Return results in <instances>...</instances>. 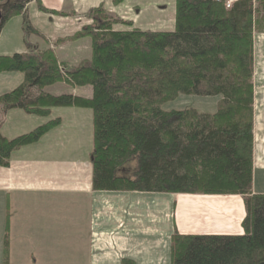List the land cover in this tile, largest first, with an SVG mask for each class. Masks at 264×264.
<instances>
[{"label": "trees", "instance_id": "16d2710c", "mask_svg": "<svg viewBox=\"0 0 264 264\" xmlns=\"http://www.w3.org/2000/svg\"><path fill=\"white\" fill-rule=\"evenodd\" d=\"M29 1L0 0L2 24L21 15L25 36L37 34L25 14ZM34 1L40 11L55 12ZM174 3L171 30H116L115 24L132 23L102 5L89 9L92 22L66 39L90 40V57L74 66L59 67L53 51L27 41V52L0 56V72L23 74L17 86L0 94V125L13 108L37 116H48L52 107L90 109L93 190L243 197V234L175 231L170 264L264 262V193H252L254 29L263 24L264 0ZM55 83L87 87L90 95L44 91ZM181 97L188 102L176 104ZM57 123L50 120L13 139L0 133V166Z\"/></svg>", "mask_w": 264, "mask_h": 264}, {"label": "crops", "instance_id": "0c3cea01", "mask_svg": "<svg viewBox=\"0 0 264 264\" xmlns=\"http://www.w3.org/2000/svg\"><path fill=\"white\" fill-rule=\"evenodd\" d=\"M41 2L45 7L57 11L65 6L63 0H41ZM80 2L84 7V12H87L102 0H81ZM25 12L31 26L43 34L45 40L38 37L33 39L32 34L25 36L21 16H14L0 27V56L27 52L25 41L34 45L39 51L47 50L56 37H69L89 23L88 18L85 17H78L79 19L75 20L68 17L66 19L70 20L68 21L70 27L64 32H58L57 25L52 22L55 20L53 16L39 12L34 0L26 4ZM261 38L259 53L264 51V37ZM62 44H56V46ZM65 44H68V48L70 47L66 55L58 47L53 49L59 63L67 62L68 66H74L82 59H86L88 53L90 56L91 48L88 37L69 40ZM262 47L263 50H261ZM81 52L85 56L78 54ZM257 75L254 105L253 184L259 175L261 179H264V73L259 71ZM22 78L21 72H0V94L17 86ZM55 84L44 87V91L53 95L72 93L79 96V93L75 94V92L84 88L75 87L77 88L75 90L73 87L66 91L50 90L49 88ZM69 108L73 109V107ZM55 109L57 110L56 117L63 114L61 117L63 121L70 119V116H78L75 121H78L79 132L75 133L73 138V134L64 138L75 139L76 146H79L78 143L82 139V127L87 122L84 119H87V115L88 124L91 125V111L85 108H80L79 112L68 111V107H55ZM51 114L52 111L49 115ZM48 117L41 120L40 116L25 113L21 109H9L3 114L0 133L6 139H13L53 118ZM11 125L25 126L19 130L17 127L9 130ZM89 131L91 134V126ZM51 141L47 133L37 142L24 145L21 150H18L19 148L14 150L10 155L8 165L0 166V264H5V258L8 263V255L9 258L11 255H19L20 260H22L20 255H26L25 258L29 255L35 259L30 264H39L38 255H62L64 253L76 254L80 258H85V264H120L123 259L131 260L134 264H159V259H164V264H170L169 244L173 231L181 234L227 235H240L244 232L241 226V220L244 217L242 209L244 203L235 195L219 197L215 195L196 196V194H160L171 197L158 201L159 208L164 215L171 214L172 210L173 222L171 224L160 222L159 226L155 223L151 225L146 223L149 231L142 233L140 229L145 227L143 221L141 227L137 226L134 221L138 212L135 208V198L139 192L93 190L91 168L89 167L87 172L85 167H72V162L70 164L65 161L64 155L67 153L72 155V151H75L66 142L60 145L61 147H55L56 152L51 153L53 151L51 146L45 144ZM54 141L56 142V139ZM73 171H75V176H73ZM82 173L86 174L85 180H80ZM66 174L70 176L62 179L61 176ZM174 198H177L180 205ZM173 199L174 208H171ZM120 221L123 223L122 228L118 226ZM152 228L155 230L153 231ZM115 229H120L118 231L121 233L118 239L121 255L111 259L96 256L91 261L93 254L101 253L99 250L91 249L92 234L96 232L103 238L104 234ZM73 237L78 238L75 241L77 245L73 244ZM9 264L17 263L10 260Z\"/></svg>", "mask_w": 264, "mask_h": 264}, {"label": "rangeland", "instance_id": "374dc122", "mask_svg": "<svg viewBox=\"0 0 264 264\" xmlns=\"http://www.w3.org/2000/svg\"><path fill=\"white\" fill-rule=\"evenodd\" d=\"M39 1H40L41 5L45 8V10L48 9L51 11H55L54 13H52L50 11H48V12H44L42 10L40 11L38 9L37 3L35 2L36 8L39 10V12L46 13V14L53 16V19H55V20H53V21L51 20V21L57 25V31L58 32H64L70 27L69 22H68L70 20L66 19L68 17L72 20H75L78 17L88 18V17H86L87 12H84V7H83L82 3L80 2L81 0H63L65 6L63 9H61L59 11L49 9V8L44 6V4L41 2V0H39ZM101 5L105 8V10H107L111 14H113V15H115V16L123 19V20H128L132 23L131 26L115 24V25H113V28L116 30L130 29L133 27H137V28H140L143 30H148V29L149 30H171L173 28L174 10H175L174 0H121L118 3H114L113 0H102V2L99 3L96 7L101 6ZM25 14H26V12H25ZM15 16H17V15H15ZM26 16H27V14H26ZM21 18H22V16H21ZM27 18H28V16H27ZM21 20H22V28H23V18ZM28 21L30 22L29 18H28ZM88 21H89L88 24H90L92 22L89 18H88ZM262 21H263V24L262 25L258 24L254 29V36H256L255 40L257 43V45H255L256 75L259 71H262L264 73V51L259 53V35L260 36L262 35L264 37V19H262ZM31 36L33 39H36V37H38L40 39L45 40V37L40 32H38L37 34L32 33ZM56 38L54 39V43H51L50 40H48L51 43L49 45L50 46L49 49L52 48L50 50L54 51L53 49L58 47L60 49V51L63 52V54L65 53L64 55H66V53H68L67 51H69V49H70V47L68 48V44H65V42L69 41V40H66V39H68V37L57 38V39ZM59 39H62L63 42L57 43L58 42L57 40H59ZM62 43H64V44H62ZM56 44L57 45L62 44V45L56 46ZM31 46H32V44H31ZM78 48H80V47H78ZM49 49H47V50H49ZM261 50H263V47L261 48ZM78 54L80 56L84 55L83 52H81V54L80 53H78ZM87 56L88 57H86V59H88L90 57L89 53L87 54ZM76 57H78V56H76ZM66 63L67 62H64L63 64H61L58 62V66L63 67V65H67ZM13 72H17V71H13ZM256 81H257V77H256ZM77 88H79V87H77ZM77 88H75V90H77ZM49 89L52 91H55V90L66 91L68 89L69 90L73 89V87L71 85L68 86V84H64V83L62 84L61 83V84H55V86H52ZM77 93H79V96H83V97L84 96L88 97L90 95L89 88H85V87L82 89H78V91H76L75 94H77ZM194 99L196 100V102H200V100L202 98H198V99L194 98ZM186 102H188L186 100V98L181 97L177 101L176 104L183 105ZM80 108L81 107H73V109L71 110V108L68 107V111L79 112V111H81ZM16 109H18V108H16ZM51 109H50V111H52V114L48 115V116L53 117L52 120L56 119L58 123L55 126H53L49 131H47L45 133V134L48 133V135L50 136V139L52 140L49 143L45 142V144L51 146V150H53V151H51V153H55L56 152L55 147L56 148L58 146L61 147L60 145H62L64 142H66V144H68L69 146H72V149H74L75 151H72V155H69L68 153L65 154L64 155L65 161L67 163H70V164L72 162V167H75V166L85 167V169L88 172L89 167L91 168L90 153L92 152V149H93L92 121H91V125H90L91 126V134H90V131H89L90 126L88 124L89 123L88 115H87V119L86 118L84 119L87 122H86V124H83L84 127H82V131H81V133H82L81 138L82 139L78 143L80 145L76 146L77 142L74 141L75 139H65L64 137L68 136L69 134H73L72 135V138H73L75 136V133L79 132L80 129L78 127V121H75L76 118H78V116H75V117L70 116V119H66L65 121H63V120H61V117H63V114L60 115V117H56L57 116L56 115L57 110L55 109V107H52ZM85 109H88V108H85ZM64 111L66 113V109ZM91 113H92V111H91ZM48 116H40V117L42 120V119H47ZM43 117H46V118H43ZM51 117H48V118H51ZM64 118H66V117L64 116ZM39 120H40V118H39ZM22 126H25V125H11L9 127V130H13V129H15V127H17V130H19V129H21ZM45 134H43V135H45ZM56 135H57V137L55 138ZM54 139H56V142L54 141ZM62 139H63V141H61ZM23 147H20L18 150H21V148H23ZM57 156H59V155H57ZM57 158H59V157H57ZM9 160H10V157L8 159V162H9ZM13 161L16 162L15 160H13ZM65 166H67V165H65ZM3 167H5V166H3ZM68 176H70V175L66 174V175L61 176V178L63 179V177H68ZM73 176H75V171H73ZM73 176L71 175V178H73ZM85 177H86V174L82 173L80 180H85ZM87 177H88V175H87ZM259 192H264V179H261L260 175H259V177H257L255 184H253V186H252V193H259ZM160 194L168 195L166 193H139V194H136L135 201H136L137 206L135 205V208H136V212L137 211L138 212L136 213V215L134 217V221H135L136 225L140 226V227L142 226V221H143L145 227L143 228L144 230L140 229V230H142V233H143V231H149L146 228V223H148L149 225L155 223V225L159 226L160 222L162 224L163 223H166V224L170 223L171 224L173 222L172 210L170 211L171 214L166 213L165 214L166 216H165L162 213V210L159 208V201H158L159 199H163L165 197H167V198H171V197L170 196H163ZM195 194H196V196L206 195V194H202V193H195ZM215 196L223 197V196H228V194H219V195H215ZM235 196L238 197L237 199L240 198L243 201V197L241 195H235ZM174 199L176 200L177 198H174ZM174 199L172 200L171 208L172 207L174 208V205H173ZM177 203L180 205L179 201H177ZM242 209H243V215H245V207L243 206ZM165 220H167V221H165ZM241 222H242V220H241ZM94 224H96V223H94ZM118 226L122 228L123 223L120 221ZM120 229H115L113 231L107 232L106 234H104L103 238H101V236H99L96 232H94L92 234L91 249L93 251L95 249L99 250V252H101V253L99 255L93 254L91 261H92V259L96 258V256L100 257V258L106 257L107 259H111V258H116V257L121 255L119 253L120 248H118V246L120 245V244H118V239L120 238L119 236L121 235V233L118 230H120ZM152 230L154 231L155 229L152 228ZM174 232L175 231H173V233ZM76 240H78L77 237L72 238V242L74 245H77L75 242ZM103 255H105V256H103ZM20 256L22 257V260H20L19 255H11L10 258L8 255V264H9L10 260L16 261L17 264H30L33 262L34 257L31 258V257H29V255H28V258H25L26 255H20ZM79 258H80L79 255H76V254L69 255L66 253H64L62 255L61 254L38 255L39 264H85V262H86L85 258H83V257H81L80 259ZM34 261H35V259H34ZM93 261H95V260H93ZM89 262H90V260H89ZM158 262H159V264L165 263L164 259H159Z\"/></svg>", "mask_w": 264, "mask_h": 264}, {"label": "water", "instance_id": "95a60500", "mask_svg": "<svg viewBox=\"0 0 264 264\" xmlns=\"http://www.w3.org/2000/svg\"><path fill=\"white\" fill-rule=\"evenodd\" d=\"M1 25H2V13H1V11H0V27H1ZM258 264H264V262H260V263H258Z\"/></svg>", "mask_w": 264, "mask_h": 264}]
</instances>
